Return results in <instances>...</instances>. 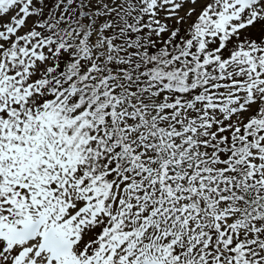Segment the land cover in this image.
I'll use <instances>...</instances> for the list:
<instances>
[{"label":"snow or ice","instance_id":"snow-or-ice-1","mask_svg":"<svg viewBox=\"0 0 264 264\" xmlns=\"http://www.w3.org/2000/svg\"><path fill=\"white\" fill-rule=\"evenodd\" d=\"M0 264H264V0H0Z\"/></svg>","mask_w":264,"mask_h":264}]
</instances>
